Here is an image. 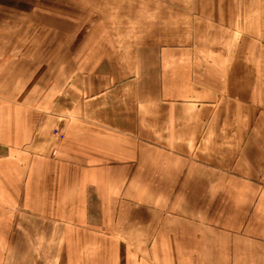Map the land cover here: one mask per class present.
<instances>
[{"label":"crops","instance_id":"1","mask_svg":"<svg viewBox=\"0 0 264 264\" xmlns=\"http://www.w3.org/2000/svg\"><path fill=\"white\" fill-rule=\"evenodd\" d=\"M52 2L0 0V264H264V0Z\"/></svg>","mask_w":264,"mask_h":264},{"label":"rangeland","instance_id":"2","mask_svg":"<svg viewBox=\"0 0 264 264\" xmlns=\"http://www.w3.org/2000/svg\"><path fill=\"white\" fill-rule=\"evenodd\" d=\"M37 2L39 4L40 3V0H37ZM42 3H43V0H42ZM40 5L41 4H39V6ZM61 6L62 5H60V0H53L52 4L50 6L51 7V14H52V16H54V15H62V16H65V12H66L67 13L66 16L70 17V14H72L73 12H75V7H76L77 10L80 7L82 8V6H69V5L68 6L64 5L62 7ZM65 9H66V11H65ZM84 9H86V7H84ZM71 11H73V12H71ZM69 23H71V22H69ZM73 23H75V22H73ZM60 25H61V22L60 21H56V20H53L52 21V29L53 30H55V29H58V30L61 29L60 28ZM68 25H69L68 26V32L70 33V30L71 29H74V26H71V24H68ZM58 72H59V70H55V69L52 70L53 80H54V78H56V76H54V75H57V74L59 75ZM58 75H57V77H58ZM57 80H58V78H57ZM55 134L58 135V132H56Z\"/></svg>","mask_w":264,"mask_h":264},{"label":"built area","instance_id":"3","mask_svg":"<svg viewBox=\"0 0 264 264\" xmlns=\"http://www.w3.org/2000/svg\"><path fill=\"white\" fill-rule=\"evenodd\" d=\"M260 182H261V185L264 187V174L262 175Z\"/></svg>","mask_w":264,"mask_h":264}]
</instances>
